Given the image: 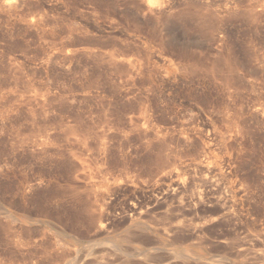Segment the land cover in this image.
Listing matches in <instances>:
<instances>
[{
	"label": "rangeland",
	"instance_id": "374dc122",
	"mask_svg": "<svg viewBox=\"0 0 264 264\" xmlns=\"http://www.w3.org/2000/svg\"><path fill=\"white\" fill-rule=\"evenodd\" d=\"M263 104L264 0H0V264H264ZM199 176L237 216L183 234Z\"/></svg>",
	"mask_w": 264,
	"mask_h": 264
},
{
	"label": "bare ground",
	"instance_id": "6f19581e",
	"mask_svg": "<svg viewBox=\"0 0 264 264\" xmlns=\"http://www.w3.org/2000/svg\"><path fill=\"white\" fill-rule=\"evenodd\" d=\"M167 61V60H166ZM177 65V64H176ZM184 69H186V68H184ZM190 73V72H189ZM248 88V87H247ZM227 91V90H226ZM261 103V102H260ZM263 103V102H262ZM264 105V104H263ZM199 108V107H198ZM256 108H254L253 110H255ZM263 110V109H262ZM256 111H258V110H256ZM260 112H261V110H260ZM259 113V112H258ZM257 113V114H258ZM241 114V113H240ZM251 114V113H250ZM145 115V114H144ZM143 115V116H144ZM211 115V114H210ZM253 115V114H252ZM212 116V115H211ZM237 116V115H236ZM140 118V117H139ZM234 118H236V117H234ZM261 118H262V116H261ZM148 119V118H147ZM240 119V118H239ZM264 119V118H263ZM141 120V119H140ZM149 120V119H148ZM209 122H212V120L211 121H209ZM236 123V122H235ZM256 123V122H255ZM213 124V123H212ZM197 125V124H196ZM232 125V124H231ZM151 126V125H150ZM215 126V125H214ZM137 127V126H136ZM139 127V126H138ZM216 127V126H215ZM214 127V128H215ZM241 127V126H240ZM146 128V127H145ZM230 128V127H229ZM232 128V127H231ZM249 129H250V127H249ZM148 130H149V128H148ZM216 130V129H215ZM225 130V129H224ZM211 131V130H210ZM239 131V130H238ZM209 132V131H208ZM226 132V131H225ZM235 132V131H234ZM242 132V131H241ZM221 133V132H220ZM239 133L240 132H235V133H233V134H230V136H229V134H227L229 137H226L227 135H225V136H222V139H223V141L224 142H235L236 140H237V138L239 137ZM242 134H243V132H242ZM241 134V135H242ZM191 135V134H190ZM208 135V134H207ZM201 136V135H200ZM219 136V134H217V133H214L213 134V140L214 139H216V137H218ZM244 136V135H243ZM202 137V136H201ZM210 138H211V136H209ZM192 139V138H191ZM208 139V138H207ZM218 139V138H217ZM241 139H242V137H241ZM251 140V139H250ZM209 142V141H208ZM247 142V141H246ZM210 144V143H209ZM235 144V143H234ZM234 144H231V146L229 147L230 148V156L228 157L229 158V160L230 161H235L236 159H237V157H238V149H237V147L236 146H234ZM191 145V144H190ZM238 145V144H237ZM205 146V145H204ZM215 146V145H214ZM213 146V147H214ZM239 146H240V144H239ZM200 148V147H199ZM245 148V147H244ZM215 149H217L216 147H215ZM244 150V149H243ZM209 151V150H208ZM215 151V150H214ZM218 151V150H217ZM250 151V150H249ZM220 152V151H219ZM219 152H218V154H219ZM247 153V152H246ZM207 154V153H206ZM222 154V153H221ZM209 155H211V154H209ZM212 156V155H211ZM211 156H207V158H208V161L209 160H212V157ZM262 156V155H261ZM259 157V156H258ZM198 158V157H197ZM215 158V157H214ZM239 158V157H238ZM200 159V158H199ZM243 159V158H242ZM206 160V159H205ZM204 160V161H205ZM218 160V159H217ZM224 160V159H223ZM225 161V160H224ZM216 163V161H213L212 163ZM239 162H240V160H239ZM212 163L209 165H206V166H204V169H205V171L206 172H208V173H212V172H214V171H216L217 169H219L218 167H217V169H216V165L215 166H213L212 165ZM223 164V163H222ZM233 164V163H232ZM236 164V163H235ZM243 164V163H242ZM204 165V164H203ZM225 165H227V162H226V164ZM229 166V165H228ZM199 167V166H198ZM221 167H222V165H221ZM226 167V166H225ZM238 167V166H237ZM263 167V166H262ZM224 168V167H223ZM236 167H234V169H235ZM245 168V167H244ZM179 169V168H178ZM183 169H185V168H183ZM201 169V168H200ZM225 169V168H224ZM227 169V168H226ZM237 169V168H236ZM93 170V169H92ZM193 170V169H192ZM203 170V169H202ZM219 170H221V169H219ZM89 171H91V170H89ZM187 171H188V168H187ZM204 171V170H203ZM222 171V170H221ZM229 171V170H228ZM240 171V170H239ZM244 171V170H243ZM189 172V171H188ZM198 173V172H197ZM202 173V172H201ZM215 173V172H214ZM227 173V172H226ZM229 174H230V172H228ZM234 173H235V171H234ZM202 174H204V173H202ZM218 174V173H217ZM216 174V175H217ZM236 174V173H235ZM197 175V174H196ZM239 175V174H238ZM204 176V175H203ZM206 176H207V173H206ZM215 176V175H214ZM213 176V177H214ZM219 176V175H218ZM242 176V175H241ZM182 177V176H181ZM236 177V176H235ZM238 177H240V176H238ZM251 177V176H250ZM170 178V177H169ZM168 178V179H169ZM172 178V177H171ZM189 178V177H188ZM194 178V177H193ZM199 178H200V176H199ZM208 177H204V178H200V182L199 183H197V188L195 187L194 189H192L191 187H190V190L192 191L191 193V195L190 196H187L186 195V198H185V200H183L178 206H177V209H178V211H179V214L181 215V216H185V215H187V214H197V213H200V212H202V211H206L207 210V208H209V207H213L215 210H216V213L217 212H219V216L218 217H216V218H214L213 220L212 219H210V220H205V221H203V222H199V224H195V223H192L193 221H191L190 223H184L183 224V230H182V233L184 232H189V233H192V232H195V231H197V230H199L200 229V231H201V228L202 227H204L205 225H207V224H209V223H213V222H223V221H225V220H227V219H230V218H232V219H234V217L235 216H237V212H235V210H236V204H235V201H233V200H231L230 198H229V196H231V195H229L228 196V194H227V192H225V190H227V189H225V187H224V192L222 191V185H217L216 187H214L215 185H216V181L215 180H213V181H215V184H213V182H211L209 179L210 178H212V176L209 178V179H207ZM231 178V177H230ZM242 178V177H241ZM38 179V178H37ZM173 179V178H172ZM198 178L196 177V180H197ZM218 179V178H217ZM222 179V178H221ZM245 179V178H244ZM243 179V180H244ZM258 179V178H257ZM170 180V179H169ZM181 179L179 178V181L178 180H172L171 181V184L169 185V188H167V190L164 192V193H162L159 197H156L155 199H154V201L152 200V201H150V202H153V207H155V208H158V207H162L163 205H169L170 204V202L175 198V197H177L178 195H182V194H185V193H187L188 191H189V186L187 185V183H185V182H183V181H180ZM189 180V179H188ZM194 180H195V178H194ZM218 180H220V179H218ZM237 180V179H236ZM236 180H235V182H236ZM246 180V179H245ZM168 181V180H167ZM222 181V180H221ZM225 181V180H224ZM240 181V180H239ZM261 181V180H260ZM28 182V181H27ZM90 182V181H89ZM190 182V181H189ZM218 182V181H217ZM230 182V181H229ZM228 182V183H229ZM247 181H245V183H246ZM192 183V182H191ZM219 183H222V182H220L219 181ZM227 183V182H226ZM227 183V184H228ZM240 183H241V181H240ZM244 183V182H243ZM242 183V184H243ZM250 183V182H249ZM261 183V182H260ZM28 184V183H27ZM193 184V183H192ZM225 184V183H224ZM33 185V184H32ZM167 185V184H166ZM262 185V184H261ZM27 186V185H26ZM244 186H245V184H244ZM243 186V187H244ZM29 187V186H28ZM99 187V186H98ZM122 187V186H121ZM230 187V190L229 191H231V193L233 192L234 194H236V192H241V193H243V192H245V189L244 188H242V187H240V188H238V189H236L235 191H234V188H233V186H229ZM236 187H238L237 186V184H236ZM247 187V186H246ZM135 188V187H134ZM227 188V187H226ZM250 188V187H249ZM248 188V190H250ZM102 189V188H101ZM120 189V188H119ZM247 189V188H246ZM90 190V189H89ZM157 190V189H156ZM156 190L154 191V193L156 192ZM160 192V191H159ZM158 193V192H157ZM241 193H239L240 195H241ZM246 193V192H245ZM153 194V193H152ZM238 194V195H239ZM247 194V193H246ZM97 195V194H96ZM154 195H156V194H154ZM249 195H252V193L250 194L249 193ZM132 196H135V195H132ZM138 196H140V195H138ZM242 196V195H241ZM179 197H181V196H179ZM178 197V198H179ZM251 197V196H250ZM253 197V196H252ZM134 198H137V196L136 197H134ZM145 198V197H144ZM178 198H177V200H178ZM245 198V197H244ZM249 198V197H248ZM255 198V197H254ZM101 199V198H100ZM148 199V198H147ZM130 200V199H129ZM138 200H140V199H138ZM144 200V199H143ZM142 200V201H143ZM180 200V199H179ZM252 200V199H251ZM99 201H101V200H99ZM126 201V200H125ZM98 202V201H97ZM144 202V201H143ZM148 202V201H147ZM129 203V202H128ZM238 203V202H237ZM240 203V202H239ZM246 203H247V201H246ZM263 203V202H262ZM130 204V203H129ZM138 203H134L132 206H131V211L134 213V214H139V215H142L143 214V210H138V209H143V208H141V207H138V205H137ZM144 205V204H143ZM173 205V204H172ZM145 206H147V205H145ZM174 206H176L175 205V203H174ZM248 206V205H247ZM94 207V206H93ZM97 207V206H96ZM127 207V206H126ZM240 207H242V205L240 206ZM6 209H8V208H6ZM89 209V208H88ZM145 209V208H144ZM163 209V208H162ZM237 209H238V207H237ZM247 209V208H246ZM250 209V208H249ZM264 209V208H263ZM108 210V209H107ZM153 210H155L154 208H153ZM158 210V209H157ZM210 210V209H209ZM248 210V209H247ZM253 210V209H252ZM86 211H87V209H86ZM126 211V210H125ZM130 211V212H131ZM166 211V210H165ZM168 211V210H167ZM214 211V210H213ZM243 211V210H242ZM6 212V211H5ZM207 212H208V210H207ZM210 212V211H209ZM87 213V212H86ZM124 213H126V212H124ZM159 213V212H158ZM167 213V212H166ZM174 213V212H173ZM245 213V212H244ZM251 213V212H250ZM254 213V212H253ZM169 214V213H168ZM212 214V213H211ZM211 214H209L208 216L210 217V215ZM218 214V213H217ZM242 214V213H241ZM254 214H256V213H254ZM262 214V213H261ZM176 215V214H175ZM197 215H199V214H197ZM201 215V214H200ZM199 215V216H200ZM206 215V214H205ZM240 215V214H239ZM246 215H247V213H246ZM127 216V215H126ZM7 217V216H6ZM5 217V218H6ZM95 217V216H94ZM124 217V216H123ZM188 217V216H187ZM191 217V216H190ZM203 217V216H202ZM206 217V216H205ZM243 217V216H242ZM11 218V217H10ZM113 218V217H112ZM146 218H148V217H146ZM198 218V217H197ZM196 218V219H197ZM204 218V217H203ZM212 218V217H211ZM245 218V217H244ZM14 219H15V217H14ZM86 219V218H85ZM119 219V218H118ZM176 220H177V218H175ZM174 219V220H175ZM181 219H182V217H181ZM185 219V218H184ZM190 219V218H189ZM194 218H192L191 220H193ZM240 219V218H239ZM7 220V219H6ZM36 220V219H35ZM126 220V219H125ZM200 220V219H199ZM198 220V221H199ZM248 220V219H247ZM58 221V220H57ZM108 221V220H107ZM129 221V220H128ZM172 221V220H171ZM190 221V220H189ZM188 221V222H189ZM202 221V220H201ZM229 221V220H228ZM31 222H33V221H31ZM60 222V221H59ZM101 222V221H100ZM100 222H99V224H100ZM130 222V221H129ZM140 222V221H139ZM166 222V221H165ZM182 221H180V218H179V223H181ZM186 222V221H185ZM194 222H195V219H194ZM10 223H11V221H10ZM128 223V222H127ZM142 223V222H141ZM170 223H172V222H170ZM228 223V222H227ZM231 223H232V221H231ZM242 223V222H241ZM134 224V223H133ZM146 224V223H145ZM145 224H139V231L141 230V231H144V232H147V230H148V228H149V226L148 225H145ZM155 224H157L156 222H155ZM154 224V225H155ZM169 224V223H168ZM182 224V223H181ZM215 224V223H214ZM214 224H212V225H214ZM217 224V223H216ZM221 224V223H220ZM86 225V224H85ZM93 225V224H92ZM132 225V224H131ZM211 225V224H210ZM82 226V225H81ZM101 226V225H100ZM161 226V225H160ZM159 226V227H160ZM164 226V225H163ZM215 226H218V225H215ZM226 225H224V227H225ZM102 227V226H101ZM154 227V226H153ZM212 227V226H211ZM219 227H220V225H219ZM228 227V226H227ZM230 227V226H229ZM236 227H237V225H236ZM242 227V226H241ZM243 227H246V226H243ZM135 228V227H134ZM155 228H156V226H155ZM158 228V227H157ZM165 228H166V226H165ZM170 228V227H169ZM238 228V227H237ZM160 229V228H159ZM168 229V228H167ZM171 229V228H170ZM181 229V228H180ZM214 229V228H213ZM219 229V228H218ZM225 228H223V230H224ZM233 229V228H232ZM235 229V228H234ZM241 229V228H240ZM245 229H247V228H245ZM96 230V229H95ZM157 230V229H156ZM164 230H166V229H164ZM169 230V229H168ZM167 230V231H168ZM205 230H206V228H205ZM211 230V229H210ZM221 230V229H220ZM226 230H228V229H226ZM244 230V229H243ZM133 231V230H132ZM138 231V232H139ZM180 231V230H179ZM216 231V230H215ZM239 230H237V232H238ZM130 232V231H129ZM137 232V231H136ZM163 232V231H162ZM206 232V231H205ZM212 232V231H211ZM233 232V231H232ZM235 232H236V230H235ZM236 232V233H237ZM246 232V231H245ZM127 233H128V231H127ZM143 233V232H142ZM177 233H178V231H177ZM176 233V234H177ZM183 233V234H184ZM197 233V232H196ZM210 233V232H209ZM225 233H226V231H225ZM244 233V232H243ZM242 233V234H243ZM101 234V233H100ZM103 234V233H102ZM131 234V233H130ZM132 234H134V233H132ZM138 235L140 234V233H137ZM167 234H169V233H167ZM176 234L174 235V236H176ZM202 234H203V232H202ZM230 234H232L231 232H230ZM238 234H240V233H238ZM245 234V233H244ZM262 234V233H261ZM261 234H259V235H261ZM263 234H264V232H263ZM149 235V234H148ZM198 235V234H197ZM201 235V234H200ZM205 235V234H204ZM226 235V234H225ZM236 235V234H235ZM241 235V234H240ZM134 236V235H133ZM132 236V237H133ZM141 236V235H140ZM153 236V235H152ZM169 236H172V235H169ZM185 236V235H184ZM203 236V235H202ZM220 236H222L221 234H220ZM219 236V238H221ZM121 237H123V236H121ZM126 237V236H125ZM129 237V236H128ZM131 237V236H130ZM131 237V238H132ZM137 237V236H136ZM139 237V236H138ZM147 237V236H146ZM178 238H179V236H177ZM199 237V236H198ZM205 237H207L206 235H205ZM229 237V236H228ZM227 237V238H228ZM231 237H233V235L231 236L230 235V238ZM245 237H247L248 238V236H245ZM263 237V236H262ZM30 238V237H29ZM130 238V239H131ZM175 238V237H174ZM183 238V237H182ZM185 238V237H184ZM204 238V237H203ZM237 238V239H236ZM235 239V242L236 241H240L239 239H238V237H236ZM241 238V237H240ZM257 238V237H256ZM260 238V237H259ZM19 239V238H18ZM120 239V238H119ZM123 239H125L124 237H123ZM133 239V238H132ZM141 239V238H140ZM176 239V238H175ZM180 239H181V236H180ZM186 239V238H185ZM205 239V238H204ZM226 239V238H225ZM232 239H234V238H232ZM232 239H229V240H232ZM245 239V238H244ZM258 239V238H257ZM263 239V238H262ZM129 240V239H128ZM150 240V239H149ZM154 240H156V239H154ZM159 240V239H158ZM183 240V239H182ZM206 240V239H205ZM248 240V239H247ZM250 240V239H249ZM248 240V241H249ZM126 241V240H125ZM124 241V242H125ZM151 241V240H150ZM180 241V240H179ZM196 241V240H195ZM228 241V240H227ZM242 241H243V239H242ZM251 241V240H250ZM261 241V240H260ZM153 242V241H152ZM160 242V241H159ZM173 242V241H172ZM233 242H234V240H233ZM247 242V241H246ZM157 242L155 241V244H156ZM162 243V242H161ZM165 243V242H164ZM164 243H163V245H164ZM179 243V242H178ZM196 243V242H195ZM222 243H223V241H222ZM245 243V242H244ZM249 243V242H248ZM252 243V242H251ZM15 244V243H14ZM28 244V243H27ZM239 245H240V243H238ZM252 244H254V243H252ZM260 244V243H259ZM264 244V243H263ZM26 245V244H25ZM115 245H116V243H115ZM147 245V244H146ZM150 245H151V242H150ZM167 245H169V244H167ZM224 245V244H223ZM231 245V244H230ZM258 245V244H257ZM57 246V245H56ZM111 246V245H110ZM126 246V245H125ZM124 246V247H125ZM169 246H171V245H169ZM174 246V245H173ZM172 246V247H173ZM237 246V245H236ZM241 246V245H240ZM239 246V247H240ZM246 246H247V244H246ZM248 246H250L249 244H248ZM261 246H262V244H261ZM60 247V246H59ZM171 247V248H172ZM238 247V248H239ZM256 247V246H255ZM111 248V247H110ZM154 248V247H153ZM170 248V249H171ZM232 248V247H231ZM237 248V247H236ZM131 249H132V247H131ZM133 249H134V247H133ZM235 249V248H234ZM239 249H241V248H239ZM245 249H246V247H245ZM253 249V248H252ZM251 249V250H252ZM255 249V248H254ZM260 249V248H259ZM258 249V250H259ZM54 250V249H53ZM88 250V249H87ZM112 250V249H111ZM121 250V249H120ZM136 250H138V249H136ZM173 250V249H172ZM249 250H250V248H249ZM248 250V251H249ZM256 251H257V249H255ZM58 251V250H57ZM105 251H107V250H105ZM127 251V250H126ZM151 251H153V250H151ZM150 251V252H151ZM163 251V250H162ZM235 251V250H234ZM237 251V250H236ZM240 251V250H239ZM243 251H244V249H243ZM259 251H261V250H259ZM262 251H264V250H262ZM261 251V252H262ZM56 252V251H55ZM129 252V251H128ZM138 252H139V250H138ZM146 252H149V251H146ZM159 252H160V250H159ZM171 252H173V251H170V253ZM246 252H247V249H246ZM253 252V251H252ZM117 253V252H116ZM156 253H158V252H156ZM163 253V252H162ZM165 253V252H164ZM163 253V254H164ZM167 253H168V251H167ZM239 253V252H238ZM244 253V252H243ZM264 253V252H263ZM94 254V253H93ZM121 254V253H120ZM151 254V253H150ZM160 254V253H159ZM254 254H255V251H254ZM256 254H258V253H256ZM105 255V254H104ZM115 254H113V256H114ZM122 255V254H121ZM128 255V254H127ZM130 255V254H129ZM148 255L149 254H147V257H148ZM248 255V254H247ZM112 256V255H111ZM116 257H117V255H115ZM124 256V255H123ZM152 256V255H151ZM165 256V255H164ZM245 256H246V254H245ZM251 256V255H250ZM259 256V255H258ZM258 256H257V258H258ZM106 257V256H105ZM104 257V258H105ZM114 258V259H117V258ZM130 257V256H129ZM153 257V256H152ZM166 257V256H165ZM176 259H179V258H182L180 255H176V256H174ZM242 258L244 257V255L243 256H241ZM102 258V257H101ZM108 258V257H107ZM119 258V257H118ZM125 258V257H124ZM142 258V257H141ZM149 259H151L150 257H148ZM160 258H162V256L160 257ZM169 258V257H168ZM172 258V257H171ZM240 258V257H239ZM245 258V257H244ZM256 258V257H255ZM261 258V257H260ZM260 258H259V260H260ZM106 259V258H105ZM113 259V258H112ZM128 259V258H127ZM134 259H135V257H134ZM140 259V258H139ZM145 259V258H144ZM147 259V258H146ZM166 259V258H165ZM248 259V258H247ZM92 260V259H91ZM136 260V259H135ZM148 260V259H147ZM159 260V259H158ZM167 260V259H166ZM165 260V261H166ZM168 260H170V259H168ZM182 260H183V258H182ZM180 261V262H183V261ZM242 260V259H241ZM258 260V259H257ZM264 260V259H263ZM105 261V260H104ZM107 261V260H106ZM105 261V262H106ZM115 261V260H114ZM125 261V263H126V260H124ZM131 260L129 259V262H130ZM137 261V260H136ZM139 261V260H138ZM142 261H143V258H142ZM149 261H151V260H149ZM153 261V260H152ZM156 261V260H155ZM164 260H162V262H163ZM173 261V260H172ZM193 261V260H192ZM261 261V260H260ZM260 261H258L257 263H259ZM94 262V261H93ZM104 262V263H105ZM116 262V261H115ZM128 262V263H129ZM135 262V261H134ZM140 262V261H139ZM154 262V261H153ZM177 262V261H176ZM193 262H195V261H193ZM198 262H200V260L199 261H197V262H195V264H197ZM245 263H246V261H244ZM244 262H242V263H244ZM248 262H250V261H248ZM85 263H87V261H85ZM88 263H89V261H88ZM87 263V264H88ZM107 263H109V260L107 261ZM112 263V262H111ZM110 263V264H111ZM127 263V264H128ZM132 263V262H131ZM136 263V262H135ZM142 263H147V262H142ZM161 263V262H160ZM170 263V262H169ZM178 263V262H177ZM241 263V262H240ZM262 263V262H261ZM264 263V262H263ZM25 264V263H24ZM79 264H80V262H79ZM90 264V263H89ZM99 264V263H98ZM119 264H121V263H119ZM122 264H124L123 263V261H122ZM130 264V263H129ZM148 264V263H147ZM151 264H153V263H151ZM155 264V263H154ZM168 264V263H167ZM174 264H175V262H174ZM194 264V263H193ZM249 264V263H248ZM253 264V263H252Z\"/></svg>",
	"mask_w": 264,
	"mask_h": 264
}]
</instances>
